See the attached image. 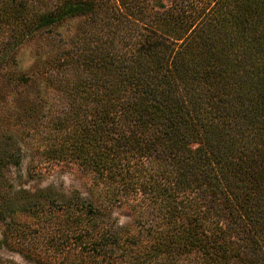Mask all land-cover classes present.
<instances>
[{"label": "trees", "instance_id": "1", "mask_svg": "<svg viewBox=\"0 0 264 264\" xmlns=\"http://www.w3.org/2000/svg\"><path fill=\"white\" fill-rule=\"evenodd\" d=\"M74 18L48 153L90 176L87 196L25 199L62 204L63 247L117 245L124 264H264V0H0L5 42Z\"/></svg>", "mask_w": 264, "mask_h": 264}, {"label": "rangeland", "instance_id": "2", "mask_svg": "<svg viewBox=\"0 0 264 264\" xmlns=\"http://www.w3.org/2000/svg\"><path fill=\"white\" fill-rule=\"evenodd\" d=\"M205 2L160 0L165 6L192 4L198 8ZM80 20H66L20 43L16 37L5 42L0 35V264H96L100 260L124 264L125 252L117 245H107L105 256L97 246L93 250L92 243L85 244L84 238L63 247L60 234L69 228L64 208L57 207L62 204L41 198L33 205L34 200L25 199V191L40 190L53 192L57 199L76 193L87 196L90 176L75 163L52 160L48 153L53 147V123L65 111L67 101L59 89L49 85L50 75L60 70L51 60L71 44ZM12 153L20 160L18 165L7 163L5 156ZM114 216L123 225L133 219L124 205L114 207ZM4 229L13 233L7 242Z\"/></svg>", "mask_w": 264, "mask_h": 264}]
</instances>
